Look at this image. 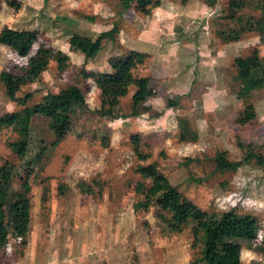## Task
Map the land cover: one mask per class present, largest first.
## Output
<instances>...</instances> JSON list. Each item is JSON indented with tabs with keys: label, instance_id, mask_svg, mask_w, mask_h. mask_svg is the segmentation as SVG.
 <instances>
[{
	"label": "rangeland",
	"instance_id": "374dc122",
	"mask_svg": "<svg viewBox=\"0 0 264 264\" xmlns=\"http://www.w3.org/2000/svg\"><path fill=\"white\" fill-rule=\"evenodd\" d=\"M18 1L10 16L23 29L16 44L22 46L33 29L38 35L26 56L0 45V72L23 75L40 45L66 50V33L97 37L108 27L91 24L93 16L102 17L94 14L91 0ZM174 1L201 8L193 24L178 23L176 32L195 34L196 63L201 50L212 62L207 73L196 68L189 91L166 96L177 103L166 117L150 104L146 116H133L134 85L108 101V108L91 76L97 73L91 60L115 39H103L97 54L84 60L71 47L65 68L50 60L14 97L0 83V165H13V189L28 190L31 198L21 232L7 223L9 241L0 264H201L205 231L199 221L189 215L180 230L168 226L171 213L161 194L171 186L211 220L232 207L238 216L253 218L254 237L232 241L241 245L243 264H264V165L255 158L245 161L248 148L264 157V22H258L264 0H241L243 8L232 7V0ZM104 2L121 9L115 0ZM152 4L145 13L131 9L123 21L144 18ZM0 9L1 27L9 18L6 0H0ZM55 27L65 33L46 32ZM202 36L209 42L198 41ZM115 57L105 60L109 72ZM237 58L248 59L247 66L240 68ZM144 69L137 67L135 76L148 81L152 96L155 76L143 77ZM69 86L82 90L83 103L56 98ZM25 95L26 105L39 110L28 126L9 124L26 106L18 100ZM14 142H22L20 153ZM217 159L241 165L215 169Z\"/></svg>",
	"mask_w": 264,
	"mask_h": 264
},
{
	"label": "trees",
	"instance_id": "16d2710c",
	"mask_svg": "<svg viewBox=\"0 0 264 264\" xmlns=\"http://www.w3.org/2000/svg\"><path fill=\"white\" fill-rule=\"evenodd\" d=\"M121 7L120 13L127 10L132 3L136 4L138 10L147 12V4L150 0H118ZM232 7L243 8L245 2L241 0H232ZM263 15L261 21L264 22V7L262 6ZM118 32V25L113 26L106 31L100 32L94 39L86 38L78 33H70L69 43L72 47L84 53L86 58L94 57L102 47L103 39L115 38ZM22 32L5 27L0 32V43L12 47L21 56H26L37 38V32H30L29 37L25 40L22 46L16 44V40L20 39ZM55 60L60 67L65 68L67 56L60 51H54L51 47L40 45L34 56L29 58V69L23 75L14 74L10 71L3 70L0 72V83L3 84L6 94L14 97L20 90L24 80L37 79L43 70L48 66L50 60ZM146 55L138 51H130L122 57H115L112 72L108 73H91L95 79L96 87L101 91V96L105 98V102L110 106L108 101L117 100L124 96L129 86H136L132 95L131 113L133 116L146 113L151 110L149 104H146V99L150 95V88L146 79H138L135 76V69L144 63ZM236 62L240 68H245L248 64V59L237 58ZM63 97L74 102L83 103L84 94L79 87L69 86L63 89L56 98ZM18 97H16L17 100ZM29 95L18 99L23 105L27 104ZM112 102V101H111ZM113 103V102H112ZM177 103L167 101V107L176 106ZM102 110L106 111L107 109ZM39 110L38 105L28 107L27 105L21 111V114L11 115L9 124L12 122L20 123L28 126L30 118ZM107 113H103L105 116ZM4 120H2L3 124ZM8 124V123H7ZM23 142V141H22ZM22 142L12 143L16 153L22 150ZM20 149V150H18ZM245 161H250L252 158L257 160L259 165H264V157L260 156L252 149H247ZM230 168L240 166V163H229L225 159L215 161V169H220L222 165ZM149 169V167H147ZM13 165L5 161L0 165V251L3 250L9 241L7 223L11 224L17 233L21 232L24 222L28 218V210L30 206V194L28 190L16 191L12 187ZM157 187L153 188L155 191ZM165 208L171 213L169 228L172 231L180 230L181 225L185 224L188 216L191 215L199 221V226L205 231L200 261L201 264H243L241 253V245L232 241V239H252L255 234V220L249 216H238L235 208H229L223 212L218 220H211L206 213L191 202H183L181 194L178 190L171 186L164 189L162 192ZM194 264V263H191Z\"/></svg>",
	"mask_w": 264,
	"mask_h": 264
},
{
	"label": "crops",
	"instance_id": "0c3cea01",
	"mask_svg": "<svg viewBox=\"0 0 264 264\" xmlns=\"http://www.w3.org/2000/svg\"><path fill=\"white\" fill-rule=\"evenodd\" d=\"M104 1L105 0H91V3L94 5L93 7H95L94 14L102 16L101 18L99 16L98 18L93 16L91 20H95L93 21L94 23L91 24L112 27L114 23H117L118 32L116 36H118V38H114L115 40L113 39L116 42L113 41L114 43L110 44L109 50L106 51L103 56L98 57L96 55L91 60V63L95 65L97 73H108L109 71L105 67V60L108 56L117 55L122 57L130 51L144 53L146 55V60L138 67L145 68L142 73L143 77L152 78L154 75L155 77L153 78L155 80L151 79V82L154 81V83L156 82L158 84L157 85L155 83L154 86L155 94L148 96V104H150L152 109L159 110L160 114L166 117V114L170 109L166 106V96H173V94L183 95L189 91L195 82L196 68L199 69L200 74L207 73L208 71H205L208 69L206 68L207 64L212 62L210 56L211 54L209 55L205 51L201 50L198 53L199 59L196 63L194 55V42H196V37L194 36L195 34L193 35V38L191 35L181 36L178 34L181 29L175 26L178 23L187 24L189 22L193 24L196 20L197 14L201 12V8L196 7V5L189 2L181 3L174 0H151L154 4H152L149 14L145 15L144 18L139 17L132 21L130 20L129 22L131 23H129V26V24L124 22L122 18H125L127 12L131 9L138 10L136 4L132 3L127 10L120 13L119 9L109 7ZM115 1L119 3L118 0ZM18 2V0H6L8 9H6L5 12L9 13V18L7 21L8 23H4V25L0 27V32L5 27L22 32L23 29L16 28L18 23L12 22L10 17L12 13H14L13 10L17 9L19 4ZM62 2L64 1L59 0V4ZM62 20L66 21L67 19L64 17ZM70 22L73 23V21ZM76 24H78L77 21ZM161 25H164L165 28L159 30L157 27H161ZM108 27H106V29H102L101 31L109 30ZM176 30H178V32H176ZM32 31L37 32L36 29H33ZM46 32L54 34L55 37L59 36L60 33H65V31L60 27L51 28V30H47ZM70 33L73 32L66 33L68 37V42L66 43L68 46L66 47L67 49L56 48L66 56H70L68 50L72 47L69 44ZM74 33H78L90 39H94L96 37V35L91 37L76 31H74ZM198 41L209 42V39L202 36ZM0 45L4 44L0 43ZM206 55H209L210 58L206 59ZM82 56L83 57L81 58L84 60V54ZM95 67L93 68L95 69ZM148 87L150 88L149 84ZM134 91L135 89L133 88L130 93L131 96ZM140 115L146 116V113H142Z\"/></svg>",
	"mask_w": 264,
	"mask_h": 264
}]
</instances>
